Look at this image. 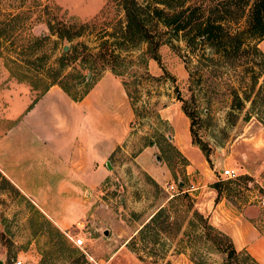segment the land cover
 Here are the masks:
<instances>
[{
  "label": "rangeland",
  "instance_id": "1",
  "mask_svg": "<svg viewBox=\"0 0 264 264\" xmlns=\"http://www.w3.org/2000/svg\"><path fill=\"white\" fill-rule=\"evenodd\" d=\"M124 24L120 0H0V134L18 118L16 129L35 122L24 112L56 80L73 94L100 80L81 110L99 114L108 109L107 100L116 104L119 98L123 133L105 157L109 166H103L101 180L90 187L77 183L74 198L59 196L71 215L79 216L68 230L53 224L0 171L2 264L16 259L20 264H225V254L203 237L194 210L221 229L219 223L264 195V126L243 98L256 97L252 71H246L249 56H237L240 62L231 66L214 53L212 61L203 59L208 47L195 41L190 46L180 31L175 36L164 27L154 34L170 41L152 54L145 42L125 40ZM66 29L80 34L67 39L60 35ZM256 42L264 52V37ZM98 49L105 53L103 62L93 53ZM65 51L74 56L60 68L58 57ZM71 116L60 103L56 119L61 122L50 123L43 134L50 140L15 129L12 137L27 148L18 158L32 160L37 168L54 160L67 172L60 159L72 143L64 131ZM88 127L98 130L91 122ZM54 129L64 132L54 135ZM44 144L57 152H48ZM222 166L238 175L226 178L218 173ZM216 181L218 192L212 186ZM168 183L175 188H166ZM192 184H204L202 192L209 197V188L216 192L217 213L197 205L194 190H183ZM69 236L81 237L83 244L74 245ZM236 258L238 264H257L243 252Z\"/></svg>",
  "mask_w": 264,
  "mask_h": 264
},
{
  "label": "crops",
  "instance_id": "2",
  "mask_svg": "<svg viewBox=\"0 0 264 264\" xmlns=\"http://www.w3.org/2000/svg\"><path fill=\"white\" fill-rule=\"evenodd\" d=\"M99 82L100 80L79 100L70 98L57 84H50L33 101L28 108L29 110L27 109L26 113L22 114L23 117L29 113L32 114L35 122L29 126L16 129L15 125L21 121L18 118L16 124L13 123L0 134V171L61 230H68L73 223L77 222L79 216L73 217L67 206L59 201L60 197L68 196L70 199L76 197L77 191L74 192L73 189L81 181L85 182V185L89 183L90 187L92 186L91 182L101 180L105 174L103 167L107 160L105 157L119 145L123 137L119 107L121 101L119 98L116 104L114 101L107 100L110 103V105L107 104L108 109L105 107L106 110L99 114L97 111L94 113L93 111L86 112L83 108L81 110V106L83 107L92 90L100 86ZM109 82L114 85L113 82L115 81L111 79ZM102 102L104 103V101ZM60 103L68 107L73 115L68 119V128L64 130L69 131L72 143L68 152L62 154L60 159V163L67 167V172L59 171L54 160L47 161L44 168H37L32 160L18 158L26 152L27 148L20 146L19 140L12 137L15 129L17 132L22 129V133H19L22 136L26 131L32 139L39 141L49 139L45 138L43 134L46 126L50 123L61 122V119L59 121L56 119V112ZM82 121L85 122V126L80 129ZM89 122L92 123V127H97L98 130L94 131L88 127ZM53 131L54 135L64 132L60 129ZM97 131L100 132L99 135ZM44 148L50 153L58 150L51 144H44ZM45 149L43 151H46ZM39 151L41 150L39 149ZM28 153L33 154L35 152L28 151ZM260 166L257 165V168ZM247 167L249 170L253 169L252 166ZM180 183L183 184L184 181L181 180ZM203 185L192 184L191 189L185 185L184 189L194 190L193 192L196 193L194 196L198 198L196 204L204 205L208 212L211 211V215H213L217 213L218 207L220 208V201L217 200L216 192L212 188L205 191L210 194V197L204 195L202 192L204 191ZM210 202L214 204L209 207L207 203ZM222 208L225 214L229 210L227 206ZM219 225L221 230L231 238L236 249H244L257 264H264V207L258 204L244 205L237 214L228 218L224 224L219 223Z\"/></svg>",
  "mask_w": 264,
  "mask_h": 264
},
{
  "label": "trees",
  "instance_id": "3",
  "mask_svg": "<svg viewBox=\"0 0 264 264\" xmlns=\"http://www.w3.org/2000/svg\"><path fill=\"white\" fill-rule=\"evenodd\" d=\"M120 4L125 15V40L145 42L152 50V54L155 53L159 44L170 41L162 35L156 36L154 34L157 28L164 27L175 36L180 31L185 42L190 46L195 41L202 43L205 48L208 47L210 50L207 53H202L204 54L202 55L203 59L212 61L214 57L211 54L214 53L224 58L223 62L231 66L236 65L235 62H240L235 61L237 56H249L247 60L249 67L246 71H252L250 80L253 84L252 88H256V97L246 95L243 98L249 100L251 109H256V117L264 126V120L257 111L260 106L262 107L260 111H264V52L259 49L256 42L264 37V0H197L191 2L187 0H147L144 3L140 0H120ZM78 34H80L79 30L70 31L69 29L60 33L67 39ZM188 35L190 36L187 37ZM103 46L101 45V47ZM93 53L101 62L105 61L103 51L98 49ZM73 56L66 51L60 54L58 57L60 68L66 65L68 59ZM256 57L258 59H255ZM203 65H207V63ZM260 75H262V80L258 83L257 80ZM52 83L58 84L73 100H79L88 90L87 88L84 93L73 94L57 80ZM241 106L242 102H239L237 107ZM183 112L188 116L185 109ZM189 131L191 133L190 127ZM192 142L199 143L193 138ZM217 184V181L213 182L212 186L218 192ZM154 215L155 213L151 214L143 225L152 221ZM194 216L198 217L203 237L211 242L215 251L225 254V264H238L236 257L241 252L251 258L244 249H236L231 238L224 231L202 219V215L195 210ZM176 229L179 231L180 226L178 225Z\"/></svg>",
  "mask_w": 264,
  "mask_h": 264
},
{
  "label": "built area",
  "instance_id": "4",
  "mask_svg": "<svg viewBox=\"0 0 264 264\" xmlns=\"http://www.w3.org/2000/svg\"><path fill=\"white\" fill-rule=\"evenodd\" d=\"M218 173L225 176L226 178H235L238 175V173L232 167H229V166L219 167ZM166 188L173 189L175 187H173L172 183H168L166 184ZM183 190H186V189H183ZM176 192H179V191H176ZM257 204L261 207H264V195L258 196ZM69 237L71 238L74 245L80 246L81 244H83V239L81 237H73V236H69ZM10 264H20V260L19 259L12 260Z\"/></svg>",
  "mask_w": 264,
  "mask_h": 264
},
{
  "label": "water",
  "instance_id": "5",
  "mask_svg": "<svg viewBox=\"0 0 264 264\" xmlns=\"http://www.w3.org/2000/svg\"><path fill=\"white\" fill-rule=\"evenodd\" d=\"M65 46V45H64ZM66 48V47H64ZM89 75V72H87V76ZM156 158H158V156H156ZM106 165H108V160H106ZM109 166V165H108ZM179 185H182L181 183H179ZM104 233H106V230H104ZM0 264H2V260L0 259Z\"/></svg>",
  "mask_w": 264,
  "mask_h": 264
}]
</instances>
